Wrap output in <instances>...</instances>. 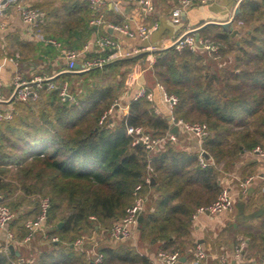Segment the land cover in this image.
<instances>
[{
  "label": "trees",
  "instance_id": "1",
  "mask_svg": "<svg viewBox=\"0 0 264 264\" xmlns=\"http://www.w3.org/2000/svg\"><path fill=\"white\" fill-rule=\"evenodd\" d=\"M263 5L264 0L242 1L238 20L243 25L235 36L218 24L202 30L201 36L219 43L217 52L176 46L154 52L155 80L178 97L175 117L208 125L201 142L206 165L199 150L188 151L179 140L153 151L133 143L127 124L142 125L155 136L170 128L168 115L157 114L154 98L145 94L131 98L119 120L110 115L99 121L120 94L129 67L146 53L81 74L64 72L58 87L42 88L35 100L14 101L12 116L0 118V195L20 213L9 223L18 228L19 237L27 232L28 213L22 206L36 207L31 197H49L48 232L59 240L49 239L51 248L39 254L37 264H134L138 254L127 243L102 246L103 258L95 262L73 242L96 226L108 230L138 196L145 198L138 215L140 242L184 250L192 214L216 198L223 171L241 152L264 145ZM227 53L232 62L219 65L218 56ZM112 74L113 80L106 82ZM78 76L83 78L79 86ZM65 81L70 96L62 98ZM12 259L0 251V264H13Z\"/></svg>",
  "mask_w": 264,
  "mask_h": 264
},
{
  "label": "crops",
  "instance_id": "2",
  "mask_svg": "<svg viewBox=\"0 0 264 264\" xmlns=\"http://www.w3.org/2000/svg\"><path fill=\"white\" fill-rule=\"evenodd\" d=\"M84 1L85 3L76 6L70 4L73 1L66 3V0H12L8 4L0 18V92L4 100L0 102L2 111L11 112V116L13 114L14 101L17 98L11 100V97L16 77L30 80L36 76L46 78L56 76L52 80L56 83L61 74L71 72L66 68L65 53L68 50H75L78 53L77 63L81 67L84 61L103 55H109L108 63L146 53L143 60L136 61L129 67L124 85L115 100H119L123 105L128 104L139 88L144 86L152 93L157 114L169 116L170 111L163 100L162 89L153 76H148L150 71L147 67L148 56L154 55L156 49L168 46L177 36L199 24L209 22L198 31L201 35L206 26L229 20L239 0H212L191 4L178 22H174L171 16L177 0H153L154 10L146 16L135 0H108L102 6L101 13L105 21L121 22L126 17H132L140 22L157 21L158 28L147 38L128 37L109 29L105 23H92L91 19L95 13L88 0ZM21 6L41 9L42 14L36 27L30 26L22 19ZM240 15L241 7L240 14L233 21V28H237L238 31L239 25H243L238 22ZM101 35L114 38L116 46L101 50L97 45ZM151 45L154 49L147 48ZM218 59L219 65L229 64L233 60V55L227 53L218 56ZM104 64L97 67H103ZM82 79V76H78L75 84L79 86ZM65 82L68 91V83ZM126 112V109H115L111 118L117 121ZM174 133L175 141L179 140L186 150L202 149L201 142L183 129L178 128ZM249 176H252V180L246 187H242L241 182ZM220 184L221 188L229 187L234 196L232 209L220 213L204 212L198 214L197 218H192L190 236L184 250L180 251L178 264H190L195 243H200L208 252L206 264H220L219 254H226L229 264H264V160L251 150L241 152L233 164L223 171ZM22 209L28 213L26 219L33 218L39 210V205L37 208L25 203ZM17 229L12 225H8L7 229H0V251L13 255V264H37L39 254L51 248L48 223L45 222L43 228L36 231L27 242H23L25 235L19 237L20 232ZM7 230L13 233L14 239H8ZM136 230L131 237L114 240L108 236L107 230L104 233L96 226L92 232L81 235L88 236L90 240L81 246H75L86 255V258L94 260L96 253H101L99 249L102 246L116 247L127 243L133 246L138 254L134 264H145L141 257L148 261L152 260L162 246L142 244ZM30 243L32 247L29 248ZM10 244L14 250L13 254L8 248ZM239 247L240 255H236L235 251Z\"/></svg>",
  "mask_w": 264,
  "mask_h": 264
},
{
  "label": "built area",
  "instance_id": "3",
  "mask_svg": "<svg viewBox=\"0 0 264 264\" xmlns=\"http://www.w3.org/2000/svg\"><path fill=\"white\" fill-rule=\"evenodd\" d=\"M12 0H0V18ZM108 0H88L89 5L93 12L95 13L94 17L91 19V22L94 24H103L113 30L120 32L128 37L139 36L141 38L149 37L159 26L157 21L153 22H140L134 20L132 17H126L121 22H112L105 21L101 13L102 6L106 4ZM137 1L141 12L146 16L153 12L154 3L153 0H135ZM212 0H177V4L171 11V16L174 22H178L186 10L191 4L194 3H206ZM20 12L22 19L32 27H36L38 20L42 14V11L38 7L24 6L20 7ZM243 23L242 20L238 21ZM177 41L175 45L177 48L188 47L192 50H200L206 52H216L218 50L219 43L212 40L207 36H196L194 33L188 31L183 32L177 36L172 42ZM97 45L101 50H106L108 48H114L116 46V40L108 35H101L97 40ZM87 47V46H86ZM149 49H154V46H148ZM66 56V68L67 70L76 69L75 64L78 60V53L75 50H68L65 53ZM110 59L109 55L99 56L90 60L83 62V69L91 68L93 66H101ZM155 62V55L150 54L147 58V67H153ZM14 90L15 98L19 100H35L39 97L40 90L42 88H56L58 85L52 81L47 80L46 77L36 76L30 80L22 79L16 77L14 79ZM159 87L163 91V100L166 102L169 111H170V128L160 135H152L146 128L142 125H133L127 124L126 131L133 138V143H141L145 146L146 149L153 151L160 148L166 141L175 140L176 135L171 131L173 125H177L178 128L183 129L189 134L196 137L200 142L202 139L209 133L208 125L203 121H188L183 118H177L173 114L174 106L178 100V97L175 94H169L165 91L163 85L158 83ZM12 94V95H13ZM59 94L62 98L69 97L67 91L66 82L60 86ZM145 94L149 99H152V93L146 87L141 86L138 92L134 95L133 98H137L140 95ZM3 101V97L0 92V102ZM126 109L128 111V104H121L119 100H114L110 107L105 111V113L100 118L102 123L108 116H110L115 109ZM127 113V112H126ZM11 112L2 111L0 109L1 118H9ZM252 152L259 155L264 160V145L257 144L251 150ZM204 150L201 149L199 153V160L202 165H206L209 161L203 156ZM213 162V160H210ZM252 176L247 177L241 182L242 187H246ZM139 187V186H137ZM145 198L138 196L130 205L125 209V213L118 219H116L109 229L107 234L111 239H123L131 237L138 226V215L144 208ZM234 204V196L230 191L229 187L223 186L216 198L206 205H200L197 207L196 211L193 213L192 218H197L198 214L209 212V213H220L229 211L232 209ZM50 206V200L48 196H42L39 200V210L33 218H28L24 221V226L26 228V234L24 236L23 242L29 241L36 231L41 230L47 220L48 209ZM15 217V212L8 206L2 199L0 195V229H7L11 220ZM7 236L9 240L14 239V235L11 231L7 230ZM50 240H59L57 235L50 236ZM90 240L88 236H79L77 237L73 244L76 246H81L85 241ZM241 248H237L235 251L236 255H240ZM180 251L173 248H164L160 247L155 257L149 261V264H178L180 262ZM208 257V252L200 243H195L193 250L191 252V261L190 264H206ZM220 264H229V258L226 254H219ZM96 262L102 260V254L96 253L94 258Z\"/></svg>",
  "mask_w": 264,
  "mask_h": 264
},
{
  "label": "water",
  "instance_id": "4",
  "mask_svg": "<svg viewBox=\"0 0 264 264\" xmlns=\"http://www.w3.org/2000/svg\"><path fill=\"white\" fill-rule=\"evenodd\" d=\"M243 0H239L237 5H236V8L234 10V13H233V16L229 19V20H226V21H221V22H217L224 31L226 32H229L231 35H235L237 32H238V29L237 28H233V21L235 19L236 16H238L240 14V5L242 3ZM203 22V21H202ZM209 22H204L203 24H199L198 26H196L195 28L189 30L190 32L194 33L197 37L200 36L198 34V31L204 27L206 24H208ZM177 44V41H174L172 42L171 44H169L168 46L166 47H170V46H175ZM164 47V48H166ZM164 48H160V49H164ZM160 49H156V50H160ZM75 67L76 69L74 70H69L71 72H84L86 70H89L91 68H87V69H83V68H80V64L79 63H76L75 64ZM56 76H52V77H49L47 78V80H53L55 79ZM15 97V94L12 95L11 97V100ZM4 101V100H3ZM168 119L170 120V116H168ZM178 130V126L177 125H173L172 128H171V131L172 132H176ZM203 154H206V152L204 151ZM152 182H153V178H151ZM59 225L61 226L62 225V222H59ZM9 250L10 252L13 254L14 253V250L12 249V245L10 244L9 245ZM18 254V252H16Z\"/></svg>",
  "mask_w": 264,
  "mask_h": 264
},
{
  "label": "rangeland",
  "instance_id": "5",
  "mask_svg": "<svg viewBox=\"0 0 264 264\" xmlns=\"http://www.w3.org/2000/svg\"><path fill=\"white\" fill-rule=\"evenodd\" d=\"M149 70L150 71H148L149 73V75L148 76H153V78L155 79V76L153 75V70H152V67L151 68H149ZM118 75H119V72H118ZM113 74H112V76L111 77H109L108 79H106L105 81L106 82H108V81H111V80H113ZM147 78V77H146ZM121 103V102H120ZM122 104V103H121ZM196 121H200V120H196ZM155 136V135H154ZM42 195H39L38 197H36V198H34V197H31V199H32V201H33V203L32 204H35L36 206L38 205V201L40 200V197H41ZM14 211V210H13ZM23 211H24V209H23ZM23 211H21V212H23ZM15 212V211H14ZM16 213H18V215L20 214L19 213V211H17ZM16 213H15V216H16ZM60 222H62V224H63V220H60ZM108 228V227H107ZM101 229L104 231V233L106 232V228H103V227H101ZM45 230V229H44ZM93 231V230H92ZM92 231H89L88 233H90V232H92ZM136 231H138L139 232V230H136ZM39 236V235H38ZM32 243H33V241H32ZM31 244V243H30ZM29 244V248L30 247H32V244L30 245Z\"/></svg>",
  "mask_w": 264,
  "mask_h": 264
}]
</instances>
